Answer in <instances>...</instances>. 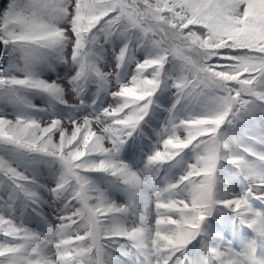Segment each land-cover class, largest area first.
Instances as JSON below:
<instances>
[{
	"label": "snow or ice",
	"instance_id": "obj_1",
	"mask_svg": "<svg viewBox=\"0 0 264 264\" xmlns=\"http://www.w3.org/2000/svg\"><path fill=\"white\" fill-rule=\"evenodd\" d=\"M0 264H264V0H8Z\"/></svg>",
	"mask_w": 264,
	"mask_h": 264
},
{
	"label": "rangeland",
	"instance_id": "obj_2",
	"mask_svg": "<svg viewBox=\"0 0 264 264\" xmlns=\"http://www.w3.org/2000/svg\"><path fill=\"white\" fill-rule=\"evenodd\" d=\"M7 3H8V0H5L4 4L0 5V11H2L4 9V7H5V5ZM54 78L55 77H49V79H54ZM34 102L39 104V105H41V106H43V102L40 99H38V98ZM45 212H46V214L50 215V210L49 209H45ZM33 226H35V225L33 224Z\"/></svg>",
	"mask_w": 264,
	"mask_h": 264
},
{
	"label": "water",
	"instance_id": "obj_3",
	"mask_svg": "<svg viewBox=\"0 0 264 264\" xmlns=\"http://www.w3.org/2000/svg\"><path fill=\"white\" fill-rule=\"evenodd\" d=\"M1 2H3V0H0V4H1Z\"/></svg>",
	"mask_w": 264,
	"mask_h": 264
},
{
	"label": "clouds",
	"instance_id": "obj_4",
	"mask_svg": "<svg viewBox=\"0 0 264 264\" xmlns=\"http://www.w3.org/2000/svg\"><path fill=\"white\" fill-rule=\"evenodd\" d=\"M4 2H1V4L0 5H2Z\"/></svg>",
	"mask_w": 264,
	"mask_h": 264
},
{
	"label": "trees",
	"instance_id": "obj_5",
	"mask_svg": "<svg viewBox=\"0 0 264 264\" xmlns=\"http://www.w3.org/2000/svg\"><path fill=\"white\" fill-rule=\"evenodd\" d=\"M3 2H5V0H3ZM4 4V3H3Z\"/></svg>",
	"mask_w": 264,
	"mask_h": 264
}]
</instances>
